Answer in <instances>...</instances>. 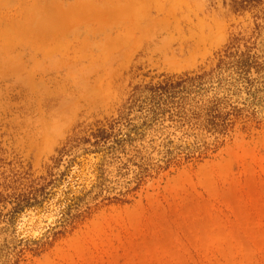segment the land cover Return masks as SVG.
<instances>
[{"label":"rangeland","instance_id":"1","mask_svg":"<svg viewBox=\"0 0 264 264\" xmlns=\"http://www.w3.org/2000/svg\"><path fill=\"white\" fill-rule=\"evenodd\" d=\"M0 264H264V0H0Z\"/></svg>","mask_w":264,"mask_h":264},{"label":"trees","instance_id":"2","mask_svg":"<svg viewBox=\"0 0 264 264\" xmlns=\"http://www.w3.org/2000/svg\"><path fill=\"white\" fill-rule=\"evenodd\" d=\"M250 61H251V58L250 57H248V58H246V59H244V58H241L239 61H238V63H237V65H238V67H239V70L240 71H243V72H241V73H244V76L245 75H247V73H249V71H250V69L253 67V64H251L250 63ZM248 82H250L248 79H246ZM220 88H218V90H219ZM214 100L213 101H211V104L214 106V109L211 111V112H213L212 114H211V112L209 113V117L211 118V120H210V124H211V127L214 129V130H217V131H219L220 129H222V130H225L226 128H227V124L226 123H224L225 122V116H223L222 114H220V113H218V109H217V106L221 103V101L223 102L224 101V99L223 98H219L218 97V94H216L214 97ZM160 107L161 106H158V108H159V110H161L160 109ZM235 111H236V108H233ZM158 109H154V110H152V113L156 116V111H157ZM211 110V109H210ZM227 116V115H226Z\"/></svg>","mask_w":264,"mask_h":264},{"label":"bare ground","instance_id":"3","mask_svg":"<svg viewBox=\"0 0 264 264\" xmlns=\"http://www.w3.org/2000/svg\"><path fill=\"white\" fill-rule=\"evenodd\" d=\"M188 52V51H187ZM189 55V54H188ZM175 60V59H174ZM191 60V59H190Z\"/></svg>","mask_w":264,"mask_h":264}]
</instances>
